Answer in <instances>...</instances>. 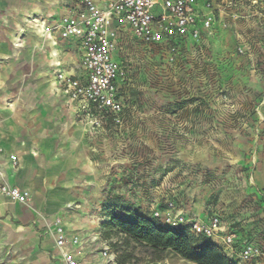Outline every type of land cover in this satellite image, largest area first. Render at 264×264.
Here are the masks:
<instances>
[{"label": "crops", "instance_id": "0c3cea01", "mask_svg": "<svg viewBox=\"0 0 264 264\" xmlns=\"http://www.w3.org/2000/svg\"><path fill=\"white\" fill-rule=\"evenodd\" d=\"M82 1L0 0V185L30 194L26 204L0 197V264H65L55 245L56 219L62 220L68 236L80 239V244L66 247L78 264H106L101 255L105 248L99 238L101 226L108 219V207L128 201L119 171L112 191L114 178L110 176L113 167L120 169L115 165L120 163V145L125 140L110 137L107 123L100 131L91 130L90 112L81 102L70 100L56 78L57 71L84 78L80 42L58 34L44 36L41 26L75 15ZM93 1L101 8L107 4V0ZM262 15L260 7L245 2L223 11L213 30L228 22L237 49L247 51L252 46L248 34L262 48ZM202 41L190 40L184 48L200 47ZM133 43L139 42L132 31L123 29L115 59L123 46ZM123 81L118 82L121 101ZM256 177L262 188L251 182L253 196L248 199L260 207L264 219V180ZM141 198L136 205L142 213L160 209L151 200L140 203ZM224 203L209 204L205 197L197 204L179 202L176 210L204 223L221 216L225 230L237 235L240 247L259 218L237 215ZM210 241L224 249L220 237Z\"/></svg>", "mask_w": 264, "mask_h": 264}, {"label": "rangeland", "instance_id": "374dc122", "mask_svg": "<svg viewBox=\"0 0 264 264\" xmlns=\"http://www.w3.org/2000/svg\"><path fill=\"white\" fill-rule=\"evenodd\" d=\"M248 38L252 46L240 54L233 28L223 21L200 47L178 53L139 43L120 49L122 112L96 121L90 113L88 122L93 131L107 123L110 137L125 140L115 165L120 169L113 167L110 176L112 191L119 171L128 201L108 207L105 223L112 210L139 209V196L140 203H156L157 211L170 202L197 204L206 197L209 204L225 201L237 215H257L245 242L264 248L261 209L248 199L251 182L260 185L256 176L264 180V46ZM104 233L103 223L99 238L109 255L103 246L101 255L106 264H117L123 250L112 246L120 237L107 240ZM129 250L133 259L125 264H153L149 252L132 245ZM157 264L188 263L167 253Z\"/></svg>", "mask_w": 264, "mask_h": 264}, {"label": "built area", "instance_id": "2783aa9c", "mask_svg": "<svg viewBox=\"0 0 264 264\" xmlns=\"http://www.w3.org/2000/svg\"><path fill=\"white\" fill-rule=\"evenodd\" d=\"M245 2L261 8L264 24V0H107L105 8L93 0H83L82 9L75 15L41 23V26L44 36L58 34L65 40H79L83 50L81 69L84 78H75L63 71H57L56 78L70 100L81 102L83 109L97 117L96 121L107 115L116 116L123 109L118 99V82L123 80L124 73L115 59L117 39L123 29H130L135 40L145 46H164L178 53L188 41L199 42L205 34H210L223 11ZM239 52L244 53L241 48ZM2 152L0 147V154ZM11 160L16 166V157L12 156ZM0 197L26 204L30 194L2 184ZM153 216L170 228H188L195 237H220L224 251L239 264L264 261V248L252 243L239 247L237 235L225 230L219 215L208 223L195 221L179 213L176 203L170 202L164 211H155ZM54 233L55 245L62 252L64 263L78 264L66 247L78 245L79 238L68 236L61 219L55 220ZM104 254L109 255L108 247ZM108 261L114 262V257L109 256Z\"/></svg>", "mask_w": 264, "mask_h": 264}, {"label": "trees", "instance_id": "16d2710c", "mask_svg": "<svg viewBox=\"0 0 264 264\" xmlns=\"http://www.w3.org/2000/svg\"><path fill=\"white\" fill-rule=\"evenodd\" d=\"M104 229L105 239L120 237L112 246L117 249L119 245L123 250L117 254V264H125L133 259L129 250L131 245L134 249L149 252L153 264L162 261L167 253L188 264H239L211 239L195 237L188 228H170L153 215L148 216L138 209H125L123 212L112 210L110 221L104 223Z\"/></svg>", "mask_w": 264, "mask_h": 264}]
</instances>
